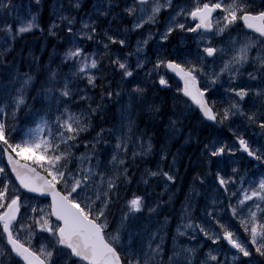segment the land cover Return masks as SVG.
Returning <instances> with one entry per match:
<instances>
[{"label":"snow or ice","instance_id":"obj_1","mask_svg":"<svg viewBox=\"0 0 264 264\" xmlns=\"http://www.w3.org/2000/svg\"><path fill=\"white\" fill-rule=\"evenodd\" d=\"M41 4L0 0V264H264V0Z\"/></svg>","mask_w":264,"mask_h":264},{"label":"bare ground","instance_id":"obj_2","mask_svg":"<svg viewBox=\"0 0 264 264\" xmlns=\"http://www.w3.org/2000/svg\"><path fill=\"white\" fill-rule=\"evenodd\" d=\"M16 1L19 2L20 0H15V2ZM18 2H16V3L18 6V9H19V17L22 20L28 19L30 12H36L37 11V6L35 5V0H25L24 2L21 1L20 3H24L23 6L21 4L19 5ZM51 3H52V0H42V4L39 7L38 23L40 24V27H42V28H47V25L49 23V15L51 12V7H50ZM2 15H3V13H0V17H2ZM55 43H56V41L53 40L51 37L47 38V40L44 39L43 34L38 29H36L33 32L24 34L23 39L20 40L17 44V49L19 50V48L21 46H25L26 48L32 49L36 53L37 56H40L43 54L42 50L46 51L47 53H51L52 52V44H55ZM173 46L180 48V49L188 47V46L180 47L179 40H177L175 38L172 40V44L169 45L168 47L172 48ZM43 58L46 61L47 55H44ZM161 95L166 96V97H171V94H169V95L161 94ZM218 98L222 99V95H219ZM218 98H214V99L219 100ZM169 102H171V101H169ZM21 115H23V114H21ZM236 121L233 124V126H235V127H236ZM188 123L191 126L196 127L197 129L201 130L202 136L209 135L213 129V127L210 124H207L208 127L205 128L204 125H202L200 123V114L198 112L190 113ZM206 123H208V121ZM240 130L244 131L243 128H241ZM225 134L232 136V133L229 131L228 128L226 129ZM185 151L188 153L189 156L192 157L193 160H195V155L193 154V147L185 146ZM0 162H4V161L0 160ZM187 162H188V157L186 156L185 157V164H187ZM181 172L183 173V169H181ZM43 202L47 203V201H43ZM173 227H174V225H173Z\"/></svg>","mask_w":264,"mask_h":264},{"label":"rangeland","instance_id":"obj_3","mask_svg":"<svg viewBox=\"0 0 264 264\" xmlns=\"http://www.w3.org/2000/svg\"><path fill=\"white\" fill-rule=\"evenodd\" d=\"M24 2L25 0H20L19 2L18 1H16V2H18L19 3V5L21 4L22 6H23V4L24 3H20V2ZM17 4V3H16ZM23 8V7H22ZM26 12V11H25ZM179 44H180V47H185V46H188V47H195V45L194 44H192L191 43V41L189 40V41H186L185 43H181L180 41H179ZM169 49H171L170 47H169ZM170 85H171V91H169V92H162L161 94H166V95H169V94H171L172 95V93L173 92H175V89H176V87H178V86H180L179 84H178V82L176 81V79H174V78H172V79H170ZM221 92L223 91L222 89L220 90ZM218 96L219 95H214L213 97H212V99H214V98H218ZM219 99V98H218ZM222 100V99H221ZM241 122H240V120H237L236 121V125H239ZM233 128H235V126H233ZM250 128V129H249ZM248 129H247V134L248 135H246V137L245 138H247V139H250V141L251 140H256L258 143H264V136H261L260 135V130L258 129V128H254V127H249ZM228 143H232L233 142V137L232 136H228V137H223ZM246 154L245 153H242V152H238L237 153V155H236V157H234V159L235 160H237V161H239L240 162V165L243 167V168H246V169H249V170H251V171H253V172H256V169H257V164L254 162V163H249V161H251V157H247V155L245 156ZM257 175H259V173L257 172L256 173ZM177 205H179V201L178 202H175ZM178 209H179V207H178Z\"/></svg>","mask_w":264,"mask_h":264},{"label":"trees","instance_id":"obj_4","mask_svg":"<svg viewBox=\"0 0 264 264\" xmlns=\"http://www.w3.org/2000/svg\"><path fill=\"white\" fill-rule=\"evenodd\" d=\"M207 124H210V123H207ZM210 125L213 127V124H210ZM215 128H219V129H221V131H222V133H223V137H228V136H229V135H226V134H225V131H226V129L228 128L227 125H224V126L215 125ZM157 191H160V189H157ZM178 197H179V200H182V199H183V195L180 194V193H178ZM165 199H167V197H165ZM179 200H178V201H179ZM178 201H176V202H178ZM174 206H175L176 209H178V207L180 206V204L177 205V204L175 203ZM164 211H165V213H167V212H168V209H165Z\"/></svg>","mask_w":264,"mask_h":264},{"label":"flooded vegetation","instance_id":"obj_5","mask_svg":"<svg viewBox=\"0 0 264 264\" xmlns=\"http://www.w3.org/2000/svg\"><path fill=\"white\" fill-rule=\"evenodd\" d=\"M222 99H226V97L222 96Z\"/></svg>","mask_w":264,"mask_h":264},{"label":"water","instance_id":"obj_6","mask_svg":"<svg viewBox=\"0 0 264 264\" xmlns=\"http://www.w3.org/2000/svg\"><path fill=\"white\" fill-rule=\"evenodd\" d=\"M178 78V77H177ZM179 79V78H178ZM182 83V82H181ZM209 122H211V121H209Z\"/></svg>","mask_w":264,"mask_h":264}]
</instances>
